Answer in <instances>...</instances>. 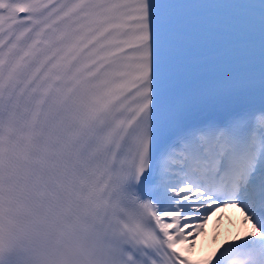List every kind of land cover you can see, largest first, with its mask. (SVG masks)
Masks as SVG:
<instances>
[{"label":"snow or ice","instance_id":"obj_1","mask_svg":"<svg viewBox=\"0 0 264 264\" xmlns=\"http://www.w3.org/2000/svg\"><path fill=\"white\" fill-rule=\"evenodd\" d=\"M5 220L72 264H264V0H0Z\"/></svg>","mask_w":264,"mask_h":264},{"label":"clouds","instance_id":"obj_2","mask_svg":"<svg viewBox=\"0 0 264 264\" xmlns=\"http://www.w3.org/2000/svg\"><path fill=\"white\" fill-rule=\"evenodd\" d=\"M69 242L45 227L25 231L19 223L4 221L0 234V264H72L65 259Z\"/></svg>","mask_w":264,"mask_h":264},{"label":"bare ground","instance_id":"obj_3","mask_svg":"<svg viewBox=\"0 0 264 264\" xmlns=\"http://www.w3.org/2000/svg\"><path fill=\"white\" fill-rule=\"evenodd\" d=\"M221 227L224 228V221L221 222ZM209 232H211V227L209 226Z\"/></svg>","mask_w":264,"mask_h":264}]
</instances>
